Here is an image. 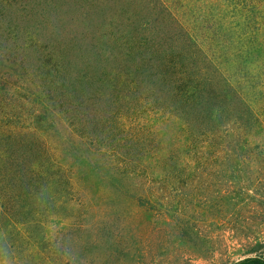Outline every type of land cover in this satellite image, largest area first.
I'll return each instance as SVG.
<instances>
[{"label": "trees", "instance_id": "trees-1", "mask_svg": "<svg viewBox=\"0 0 264 264\" xmlns=\"http://www.w3.org/2000/svg\"><path fill=\"white\" fill-rule=\"evenodd\" d=\"M65 1L0 0V264H74L63 245L96 242L78 190L86 169L152 210L141 183L188 178L220 148L229 171L264 166V0H111L105 42L75 27L49 39ZM30 96L33 121L19 111ZM56 116L76 135L71 161L38 127L57 131ZM173 223L194 240L186 213Z\"/></svg>", "mask_w": 264, "mask_h": 264}, {"label": "rangeland", "instance_id": "rangeland-1", "mask_svg": "<svg viewBox=\"0 0 264 264\" xmlns=\"http://www.w3.org/2000/svg\"><path fill=\"white\" fill-rule=\"evenodd\" d=\"M90 2L66 0L58 10L63 22L51 18L47 37L66 38L75 27L105 42L101 36L111 37V23H107L113 10L111 0L97 6ZM177 11L181 13L179 7ZM102 24H108V30L99 29ZM113 26L117 32L119 23ZM37 101L31 97L19 110L27 121L42 113ZM55 118L57 131L50 120L42 122L37 117L38 127L55 149L65 145L64 158L71 161L69 146L76 135L63 116ZM233 138L227 136L226 142ZM214 150L208 149L207 155ZM226 151L230 152L227 147L215 151L220 157L216 162L193 165L188 178L141 183L153 192L149 193L156 202L152 210L111 187L100 171L84 170L89 179L78 190L87 206L85 225L96 234V242L77 247L64 244L79 254L74 264H234L249 256H264V166L236 165L229 171L222 160ZM183 212L190 219L192 242L173 223V217Z\"/></svg>", "mask_w": 264, "mask_h": 264}]
</instances>
